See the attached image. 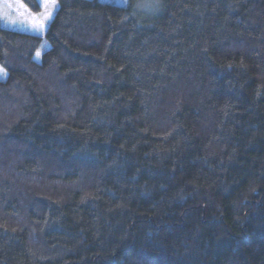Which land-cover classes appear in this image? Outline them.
<instances>
[{
    "label": "trees",
    "instance_id": "1",
    "mask_svg": "<svg viewBox=\"0 0 264 264\" xmlns=\"http://www.w3.org/2000/svg\"><path fill=\"white\" fill-rule=\"evenodd\" d=\"M56 1L0 20V264H264V0Z\"/></svg>",
    "mask_w": 264,
    "mask_h": 264
},
{
    "label": "rangeland",
    "instance_id": "2",
    "mask_svg": "<svg viewBox=\"0 0 264 264\" xmlns=\"http://www.w3.org/2000/svg\"><path fill=\"white\" fill-rule=\"evenodd\" d=\"M38 1V0H37ZM102 2L114 3L120 6L128 5L130 0H100ZM138 2L145 9H154L158 3V0H138ZM22 6V7H21ZM41 10L39 12H32L29 8L22 3L20 0H0V20L3 27L8 29L17 30L21 32H26L30 34H35L39 36H44L49 22L54 16L55 11L57 10V1L56 7H49L46 9L44 6H40ZM46 10H50L52 15L49 20L43 21L44 27L42 29L38 28V25L41 23L39 17ZM37 53H40L39 56L35 55V58H40L42 54V49ZM0 69H3L0 66ZM7 73L3 69V72H0V79H4Z\"/></svg>",
    "mask_w": 264,
    "mask_h": 264
},
{
    "label": "snow or ice",
    "instance_id": "3",
    "mask_svg": "<svg viewBox=\"0 0 264 264\" xmlns=\"http://www.w3.org/2000/svg\"><path fill=\"white\" fill-rule=\"evenodd\" d=\"M38 6H44L46 9H48L49 7L55 8L56 0H38ZM51 15L52 12L50 10H46L44 13H42L39 17L41 23L38 25V28L42 29L44 27L43 21L49 20ZM39 55L40 53H37V56ZM0 72H3V69H0Z\"/></svg>",
    "mask_w": 264,
    "mask_h": 264
}]
</instances>
